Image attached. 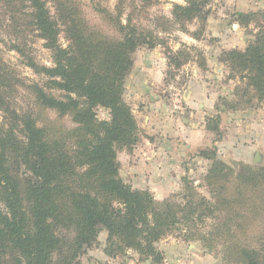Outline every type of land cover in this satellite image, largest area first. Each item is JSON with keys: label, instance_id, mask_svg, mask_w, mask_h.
<instances>
[{"label": "trees", "instance_id": "1", "mask_svg": "<svg viewBox=\"0 0 264 264\" xmlns=\"http://www.w3.org/2000/svg\"><path fill=\"white\" fill-rule=\"evenodd\" d=\"M21 1L27 3L29 23L51 59L49 67L27 59L25 65L45 79L28 88L39 109L69 116L75 127L55 131L40 124L36 114L18 111L13 95L23 84L0 58L3 264H81L83 248L92 246L102 230L107 233V256L131 250L139 261L161 264L163 257L154 245L178 232L186 241H200L207 250L225 246V264H264V244L237 245L235 232L249 223L248 212L243 210L247 205L264 210V167L241 165L233 177L230 166L217 159L214 150H199L197 155L210 162L204 181L216 193L212 200L185 183L179 201H156L149 191L132 189L121 179L117 148L131 149L139 141L137 121L123 99L124 82L133 67L134 53L140 47L154 49L161 42L130 18L123 23L125 0H117L113 12L95 8L112 33L91 26L77 0ZM140 1L145 7L151 5L150 0ZM171 15V20L163 21L183 31L187 24L198 22L201 29L189 36L200 40L208 16L203 0L173 4ZM60 34L66 46L59 43ZM13 49L22 53L18 46ZM165 56L168 69L178 70L190 60L181 50H166ZM198 57L205 61L201 54ZM219 62L241 75L240 96H248L247 103L264 100V23L244 51L224 52ZM199 67L204 68V62ZM218 103V113L233 110L225 99ZM98 108L109 112L107 120L97 118ZM219 121V114L208 119L206 129L218 133ZM230 184L243 191L229 197L226 186ZM206 220L213 221L209 230L199 227ZM60 231L67 236L59 235Z\"/></svg>", "mask_w": 264, "mask_h": 264}, {"label": "rangeland", "instance_id": "2", "mask_svg": "<svg viewBox=\"0 0 264 264\" xmlns=\"http://www.w3.org/2000/svg\"><path fill=\"white\" fill-rule=\"evenodd\" d=\"M11 1L9 4L0 2V58L12 72L16 73L23 84L17 87L13 95L15 107L20 112L36 114L35 116L42 120L40 124H47L55 131L70 130L75 125L69 116L61 117L55 111L41 110L34 102L28 87L33 84L41 85L45 79L35 74L25 64L27 59L31 58L36 63L49 67L50 52L45 49L44 42L29 23L27 3L21 0ZM77 1L91 26L104 32H113L95 8L101 6L113 12L117 0ZM203 1L208 16L198 41L189 36V33L201 29L198 22L187 24L186 31H183L176 24H166L163 21L164 18L171 20L173 4L184 5L185 0H150L149 7H145V3L140 0H125L123 4V23L130 18L137 26L153 32L161 42L154 49L140 47L134 53L133 67L124 82L123 99L137 121L139 141L131 149L117 148L119 175L132 189L149 191L156 201H179L180 195L184 193L185 183H189L195 192L206 199H215V191L204 181L210 162L197 155L199 150H214L217 159L230 166L233 177L239 173L241 165L264 167V100L253 99L247 103L248 96L241 97L244 86L241 75L231 72L226 63L219 62L224 52H242L255 40L260 26L264 23V0ZM47 7L53 13L50 2ZM58 40L62 46H66L63 34L59 35ZM15 46H18L22 52L20 54L24 56L13 49ZM190 47L196 50L192 51ZM166 50L173 53L181 50L190 60L178 70L172 66L168 69ZM198 54H201V59L205 61H199ZM135 62L145 65V68L156 70L150 85L143 81V78H148L150 72L141 68L137 71ZM203 62L205 67H199V63ZM191 82H198L202 88L207 87L209 94L212 95L211 101L214 102V106L209 113H201L197 106L195 109L188 107L185 95ZM146 91L147 98L144 95ZM51 92L55 96L60 95L59 92ZM152 97L156 98L154 101H162L169 109L170 119L165 124L154 118L152 124L143 122L146 114L144 107L149 104ZM219 99H225L233 110L218 113L215 107L221 106L218 103ZM217 114L220 116L219 131L213 133L208 131L206 126L208 119L214 118ZM96 116L99 120H107L109 112L98 108ZM156 116L159 117L158 112ZM178 122L182 127L198 129V142L205 140L206 143L187 149V144H190L189 138L185 137L179 141L180 138L178 139L175 134L179 128ZM173 123L178 125L173 128L174 131ZM163 131H166L165 135L161 134ZM240 191L243 190L236 184L226 186L229 197H235ZM251 208L252 205L249 204L243 209L248 212L249 223H245L244 229L235 231L240 242L236 243L237 245L264 244V210ZM212 223V220H206L199 227L209 230ZM179 234L175 232L154 245L163 257L161 264L169 263L165 262L164 254L159 249V245L165 241L193 246L195 248L193 252L209 256L211 264H225L223 261L225 246L216 245L213 250H207L202 247L200 241H186ZM59 235L67 236V233L60 231ZM106 239L107 233L104 230L100 231L96 242L90 247L83 248L79 256L81 264H124L128 260L152 264L150 259L139 261L137 253L131 250L122 255L107 256ZM195 259L193 256L190 261H196ZM3 260L0 257V264H3Z\"/></svg>", "mask_w": 264, "mask_h": 264}, {"label": "crops", "instance_id": "3", "mask_svg": "<svg viewBox=\"0 0 264 264\" xmlns=\"http://www.w3.org/2000/svg\"><path fill=\"white\" fill-rule=\"evenodd\" d=\"M150 57V56H148ZM136 65V69H142L143 71L150 72V75H147L148 78H143V81L146 82L147 85H150V82H153L151 78L153 79L154 75L156 74V70L154 68H145V65H140L134 63ZM145 66V67H144ZM203 89V90H202ZM148 91V90H147ZM147 91L145 92V98H147ZM152 93V90L150 91ZM142 95V93H140ZM153 99H156L155 97H152V100L149 99V104L145 105V111L146 114L143 118L144 124H152L153 118L157 119L160 123H166L169 118V109L162 103V101H154ZM185 100L187 102V105L191 109H195L196 106L199 108L200 112L203 114L209 113L213 110L214 102L212 100V95L209 94V91L207 87H200L197 83L191 82L190 86L188 87L185 95ZM153 102V103H152ZM148 103V102H147ZM158 112L159 117H155V115ZM194 115V114H193ZM197 115V114H195ZM179 128L181 130H178L175 134L178 136L179 141L183 140L185 137L189 138L190 144H187V149H190L192 147H197L199 145L205 144V140H202L200 143L198 142V129L195 127H182V125L178 122ZM174 127H178L176 123L172 124V131ZM195 128V129H194ZM171 131V133H172ZM166 131L161 132V134L165 135ZM192 140V142H191ZM247 153V151H246ZM162 242L159 245V249L164 254V260L165 262H169L170 264H211L212 261L210 260V257L207 255H201L196 252H193V249H195L193 246H184L182 243L179 242H168L166 243ZM161 247V248H160ZM192 255V256H191ZM193 256L196 257V261H190V259H193ZM124 264H149L147 262L142 263L134 260H128Z\"/></svg>", "mask_w": 264, "mask_h": 264}, {"label": "built area", "instance_id": "4", "mask_svg": "<svg viewBox=\"0 0 264 264\" xmlns=\"http://www.w3.org/2000/svg\"><path fill=\"white\" fill-rule=\"evenodd\" d=\"M164 264H170V263H164Z\"/></svg>", "mask_w": 264, "mask_h": 264}]
</instances>
